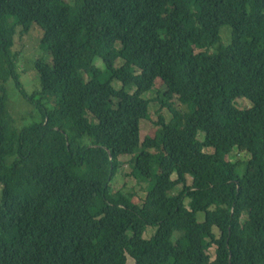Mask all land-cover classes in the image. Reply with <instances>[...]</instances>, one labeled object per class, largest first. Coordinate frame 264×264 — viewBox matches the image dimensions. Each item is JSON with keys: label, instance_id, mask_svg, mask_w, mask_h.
Here are the masks:
<instances>
[{"label": "trees", "instance_id": "1", "mask_svg": "<svg viewBox=\"0 0 264 264\" xmlns=\"http://www.w3.org/2000/svg\"><path fill=\"white\" fill-rule=\"evenodd\" d=\"M34 25L51 63L28 95L12 49ZM9 81L40 115L16 131ZM155 82L170 116L140 142ZM125 157L139 205L110 189ZM129 260L264 264V0H81L71 17L0 0V264Z\"/></svg>", "mask_w": 264, "mask_h": 264}, {"label": "rangeland", "instance_id": "2", "mask_svg": "<svg viewBox=\"0 0 264 264\" xmlns=\"http://www.w3.org/2000/svg\"><path fill=\"white\" fill-rule=\"evenodd\" d=\"M81 0H63V4L69 8L70 17L73 16L77 9L80 6ZM42 32L35 25L30 29V31L23 36L19 35V31L14 38V47L12 51L18 55V59L16 62L17 72L20 77V81L22 84V88L27 92L28 95H31L33 92L39 89V80L38 76L34 70V63L37 59H41L46 63H51L50 54L48 51L41 46ZM221 36V44L227 45L230 41V29L229 27H223L220 29ZM119 82H113V87L115 89L120 88ZM6 87V106L11 119V126L14 131L20 130L22 127L37 123L40 118L38 111H35L34 105H30L27 100L19 93L16 89L13 81H9L5 85ZM133 88L128 87V91H132ZM163 91V87L160 83L155 82L152 91L146 93L144 98L149 100V119L140 121V142L143 141L145 136H152L155 128L153 126V122L157 120V116L162 114L165 119L169 118V113L167 110L162 109L159 110V104L154 101L157 96L156 92L161 93ZM236 104L239 108H247L250 107V104L243 99H239L236 101ZM49 108L50 105L47 104ZM178 108L181 106L178 104ZM120 162L122 163L118 173L110 184V189L112 192H116L122 189L125 192L132 193L134 197L132 198V202L134 204H141L144 200L146 190L145 184H137L133 177L130 175L131 168L127 163L130 158H120ZM232 163L238 161H246L247 155L245 156L242 152L234 150L229 157L227 158ZM203 214L199 213L196 215V219L198 222L203 221ZM214 234L217 236L218 233L214 231ZM208 240H203L205 244ZM214 249L212 247L208 250V255L213 260L214 258ZM128 264H132L129 260Z\"/></svg>", "mask_w": 264, "mask_h": 264}]
</instances>
